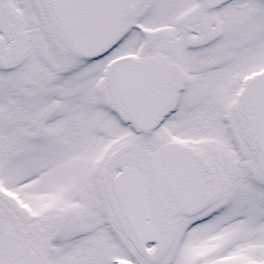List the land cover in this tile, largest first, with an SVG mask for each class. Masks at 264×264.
<instances>
[{"label":"snow or ice","instance_id":"6c2138e0","mask_svg":"<svg viewBox=\"0 0 264 264\" xmlns=\"http://www.w3.org/2000/svg\"><path fill=\"white\" fill-rule=\"evenodd\" d=\"M0 264H264V0H0Z\"/></svg>","mask_w":264,"mask_h":264}]
</instances>
